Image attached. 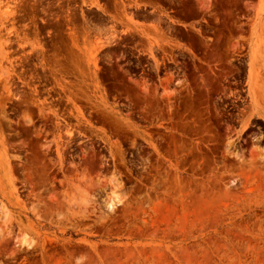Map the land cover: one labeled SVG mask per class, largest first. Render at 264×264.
Here are the masks:
<instances>
[{
    "label": "rangeland",
    "instance_id": "1",
    "mask_svg": "<svg viewBox=\"0 0 264 264\" xmlns=\"http://www.w3.org/2000/svg\"><path fill=\"white\" fill-rule=\"evenodd\" d=\"M0 264H264V0H0Z\"/></svg>",
    "mask_w": 264,
    "mask_h": 264
}]
</instances>
